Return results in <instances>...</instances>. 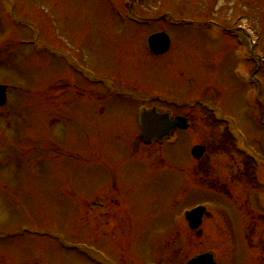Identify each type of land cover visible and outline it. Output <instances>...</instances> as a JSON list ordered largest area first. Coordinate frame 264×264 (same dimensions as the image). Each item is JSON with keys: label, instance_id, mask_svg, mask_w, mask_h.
I'll use <instances>...</instances> for the list:
<instances>
[{"label": "rangeland", "instance_id": "374dc122", "mask_svg": "<svg viewBox=\"0 0 264 264\" xmlns=\"http://www.w3.org/2000/svg\"><path fill=\"white\" fill-rule=\"evenodd\" d=\"M125 2L0 0L8 97L0 109V264H101L90 249L112 264H185L207 250L217 264H264V192L255 185L264 180V83L261 103L240 75L248 67L241 46L211 28L245 25L264 58V0H133L153 21L144 25L120 22ZM167 13L201 25L169 23ZM158 31L171 40L163 57L146 46ZM70 60L131 96L207 99L220 111L109 97ZM248 68L264 82L263 61L257 73ZM145 103L187 117L189 128L144 146L137 115ZM230 124L241 136L234 142ZM195 144L206 148L199 160L189 153ZM197 205L211 214L198 235L183 217Z\"/></svg>", "mask_w": 264, "mask_h": 264}, {"label": "water", "instance_id": "95a60500", "mask_svg": "<svg viewBox=\"0 0 264 264\" xmlns=\"http://www.w3.org/2000/svg\"><path fill=\"white\" fill-rule=\"evenodd\" d=\"M168 49V38L164 34L157 35L154 39V49L155 54H161L166 52ZM5 87L0 88V103L4 104L5 102ZM187 123L185 119L175 118L170 120L168 115L157 114L154 111L146 114L142 120L141 124V134L140 140L144 144H149L152 139H162L167 136L171 131L175 129H186ZM204 149H200L199 154L195 156L199 158ZM204 209L198 208L191 213L187 214L186 220L189 223V228L195 230L201 223V217ZM187 264H216L212 255L203 254L190 261Z\"/></svg>", "mask_w": 264, "mask_h": 264}]
</instances>
